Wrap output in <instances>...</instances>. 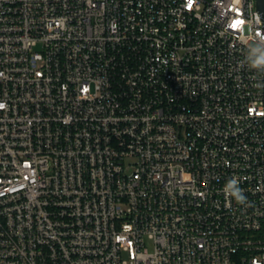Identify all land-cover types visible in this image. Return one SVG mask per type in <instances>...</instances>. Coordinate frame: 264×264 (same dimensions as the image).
Returning <instances> with one entry per match:
<instances>
[{"label": "built area", "instance_id": "built-area-1", "mask_svg": "<svg viewBox=\"0 0 264 264\" xmlns=\"http://www.w3.org/2000/svg\"><path fill=\"white\" fill-rule=\"evenodd\" d=\"M253 42L256 0H0V264H264Z\"/></svg>", "mask_w": 264, "mask_h": 264}, {"label": "clouds", "instance_id": "clouds-1", "mask_svg": "<svg viewBox=\"0 0 264 264\" xmlns=\"http://www.w3.org/2000/svg\"><path fill=\"white\" fill-rule=\"evenodd\" d=\"M249 46L251 48L249 56L250 67L253 69L264 70V50H262L261 47L256 46L255 43ZM256 53H259V55L256 56L255 59H252V56H255ZM239 183V179L233 177L227 182L224 191L228 196L233 197L237 203L244 204L246 202V197L243 195V189L240 188Z\"/></svg>", "mask_w": 264, "mask_h": 264}, {"label": "water", "instance_id": "water-1", "mask_svg": "<svg viewBox=\"0 0 264 264\" xmlns=\"http://www.w3.org/2000/svg\"><path fill=\"white\" fill-rule=\"evenodd\" d=\"M256 4H257V9L260 12L262 22L264 25V0H256Z\"/></svg>", "mask_w": 264, "mask_h": 264}, {"label": "rangeland", "instance_id": "rangeland-1", "mask_svg": "<svg viewBox=\"0 0 264 264\" xmlns=\"http://www.w3.org/2000/svg\"><path fill=\"white\" fill-rule=\"evenodd\" d=\"M254 43H255V45H256V46H259V47H261V46H260L258 43H256V42H253L252 44H254ZM148 243H149V245H151V244H152V242H150V241H149Z\"/></svg>", "mask_w": 264, "mask_h": 264}]
</instances>
